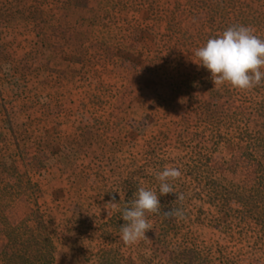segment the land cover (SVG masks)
<instances>
[{"label":"rangeland","instance_id":"1","mask_svg":"<svg viewBox=\"0 0 264 264\" xmlns=\"http://www.w3.org/2000/svg\"><path fill=\"white\" fill-rule=\"evenodd\" d=\"M238 18L264 38V0H0L8 223L24 228L37 203L53 264H97L106 248L122 264H165L189 242L201 264H264V226L250 219L264 208L242 205L263 187L264 82L214 86L194 55ZM169 166L184 199L159 196L153 229L124 243L121 210L140 186L158 194ZM174 207L182 217L164 215Z\"/></svg>","mask_w":264,"mask_h":264},{"label":"clouds","instance_id":"2","mask_svg":"<svg viewBox=\"0 0 264 264\" xmlns=\"http://www.w3.org/2000/svg\"><path fill=\"white\" fill-rule=\"evenodd\" d=\"M194 55L199 59L197 63L211 73L214 86L227 83L234 88L248 90L264 82V38L256 35L252 26H229L221 34L210 37L195 50ZM180 176L178 168L165 167L156 173L158 194L155 189L138 187L135 198L121 210L124 223L119 228V237L124 243L134 244L146 238V233L153 229L147 214L161 212L159 196L176 193V200L184 199L183 194L170 183ZM164 215L168 218L182 217L183 212L174 207Z\"/></svg>","mask_w":264,"mask_h":264},{"label":"trees","instance_id":"3","mask_svg":"<svg viewBox=\"0 0 264 264\" xmlns=\"http://www.w3.org/2000/svg\"><path fill=\"white\" fill-rule=\"evenodd\" d=\"M235 1V0H234ZM239 3V2H238ZM224 10L225 8H221ZM237 18V17H236ZM246 20L238 18V25L247 26ZM234 21H231L233 24ZM237 22H234L237 25ZM210 34L207 38H210ZM260 190L249 193L243 201V207L256 211L257 208H264L260 204H256V199L261 194L264 195V180ZM26 180L24 189L21 188V193L25 195L28 189L33 190L36 185ZM264 205V202H262ZM9 202H2L0 200V232L7 240L8 247L0 248V264H53L55 247L52 242L50 232L48 230L49 219L40 210L37 203H30L31 209L25 216L27 225L24 228L12 226L6 220L5 209ZM255 221L262 227L264 226V217L254 218ZM197 247L193 246L190 242L182 244V247H176L167 252V260L165 264H201L203 262L202 251H197ZM122 257L119 252H115L112 248H106L103 256L97 264H122Z\"/></svg>","mask_w":264,"mask_h":264}]
</instances>
